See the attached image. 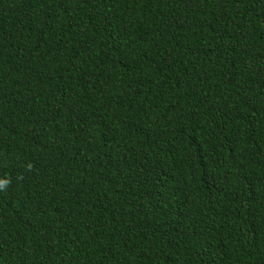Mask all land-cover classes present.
Instances as JSON below:
<instances>
[{"label": "trees", "instance_id": "1", "mask_svg": "<svg viewBox=\"0 0 264 264\" xmlns=\"http://www.w3.org/2000/svg\"><path fill=\"white\" fill-rule=\"evenodd\" d=\"M0 264H264V0H0Z\"/></svg>", "mask_w": 264, "mask_h": 264}]
</instances>
